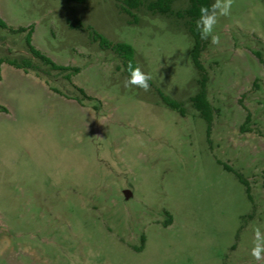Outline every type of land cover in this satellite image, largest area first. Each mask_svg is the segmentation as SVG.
I'll use <instances>...</instances> for the list:
<instances>
[{
    "label": "rangeland",
    "instance_id": "obj_1",
    "mask_svg": "<svg viewBox=\"0 0 264 264\" xmlns=\"http://www.w3.org/2000/svg\"><path fill=\"white\" fill-rule=\"evenodd\" d=\"M134 13L129 24L114 0H0L9 27H32L37 50L80 70L70 83L28 52L26 32L0 28V59L33 66H0V264H264L250 254L264 233V0H235L221 43L201 52L209 141L183 22ZM76 23L132 46L150 90L125 87L122 60Z\"/></svg>",
    "mask_w": 264,
    "mask_h": 264
},
{
    "label": "trees",
    "instance_id": "obj_2",
    "mask_svg": "<svg viewBox=\"0 0 264 264\" xmlns=\"http://www.w3.org/2000/svg\"><path fill=\"white\" fill-rule=\"evenodd\" d=\"M67 1L74 2L77 4H83L85 2V0H67ZM114 1L121 13L128 15L129 17L132 18V20L129 21V24L138 23L139 19L134 12L140 11L143 8L152 15H160L166 18L175 17L183 22V26L186 32L193 40V45L190 52V59L195 71L199 75V78L196 81L198 84V91L194 96L189 98V102L191 103L194 110H196V112L199 114V116L205 121L206 136L209 141L213 116H212V108L207 99V91H206L207 72L200 60V55L202 50L204 49L206 40H201L200 35L196 29V21L199 17L200 7L210 5L213 2V0H152V1L114 0ZM179 1H187V6L184 9L175 11L173 9V5ZM73 27L87 32L90 40L93 43H97L100 49L110 50L115 55H117L122 60L124 72L128 76H129V72L127 69L129 63H131L133 67L137 66L135 60V50L129 44L124 42H111L108 39H106L103 35L93 30L91 27L84 26L81 23H76ZM0 28L8 29L9 31L14 33L26 32L25 44L28 52L34 58L38 59L42 64L49 66L50 69L65 73L64 79L69 81L70 83H71V77L79 73L80 71L79 68L57 65L50 58H48L39 50H37L31 43V35L33 32L32 27H28V28L18 27L17 29H14L9 27L0 18ZM3 63H6L17 69H22L26 73L28 72L29 69H33L31 61L26 58H21L20 60L0 59V66ZM149 84H151L150 81ZM76 89L85 99H91V97L85 94L83 89L79 87H76ZM157 94L160 97L161 101L168 108L177 111L182 116L184 115V109L181 103L170 99L159 90L157 91ZM224 168L230 172H233L236 178L238 179V181L245 186L246 194L248 198L251 200L250 187L247 180L240 173L234 172L229 166L224 165Z\"/></svg>",
    "mask_w": 264,
    "mask_h": 264
},
{
    "label": "clouds",
    "instance_id": "obj_3",
    "mask_svg": "<svg viewBox=\"0 0 264 264\" xmlns=\"http://www.w3.org/2000/svg\"><path fill=\"white\" fill-rule=\"evenodd\" d=\"M235 0H213L210 5L201 6L199 17L196 21V29L201 40H209L212 45L218 46L221 43V36L215 31L221 18H227L231 15ZM129 76L124 82L125 87H136L144 92L150 90L149 81L151 76L142 71L139 66L128 65ZM251 256L256 261L264 260V233L257 228L254 234Z\"/></svg>",
    "mask_w": 264,
    "mask_h": 264
},
{
    "label": "crops",
    "instance_id": "obj_4",
    "mask_svg": "<svg viewBox=\"0 0 264 264\" xmlns=\"http://www.w3.org/2000/svg\"><path fill=\"white\" fill-rule=\"evenodd\" d=\"M2 80V77H0V82ZM0 112H8V109L6 107H0Z\"/></svg>",
    "mask_w": 264,
    "mask_h": 264
},
{
    "label": "water",
    "instance_id": "obj_5",
    "mask_svg": "<svg viewBox=\"0 0 264 264\" xmlns=\"http://www.w3.org/2000/svg\"><path fill=\"white\" fill-rule=\"evenodd\" d=\"M128 194V193H127Z\"/></svg>",
    "mask_w": 264,
    "mask_h": 264
}]
</instances>
